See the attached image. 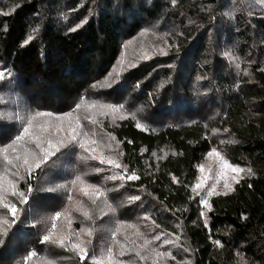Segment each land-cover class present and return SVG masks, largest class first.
I'll return each instance as SVG.
<instances>
[{"label":"trees","instance_id":"trees-1","mask_svg":"<svg viewBox=\"0 0 264 264\" xmlns=\"http://www.w3.org/2000/svg\"><path fill=\"white\" fill-rule=\"evenodd\" d=\"M0 69V147L21 130L19 116L40 111L65 117L54 124L66 131L49 129L57 138L71 124L103 154L93 159L76 145L34 178H16L32 192L0 245V264H82L59 246L79 243L70 232L81 228L93 229L80 237L83 264H93L118 223L117 239L127 228L140 242L153 231L179 232L175 246L160 250L177 264H264V0H0ZM213 148L252 171L213 195L204 218L192 187ZM106 158L140 179L121 180ZM45 235L50 242L42 243Z\"/></svg>","mask_w":264,"mask_h":264},{"label":"snow or ice","instance_id":"snow-or-ice-1","mask_svg":"<svg viewBox=\"0 0 264 264\" xmlns=\"http://www.w3.org/2000/svg\"><path fill=\"white\" fill-rule=\"evenodd\" d=\"M86 22V21H85ZM81 25H77L76 28H72L71 31H75L78 27ZM31 39V37H29ZM167 54V53H164ZM5 71H0V81H3L5 79ZM7 75L9 77L12 76V73L10 71L7 72ZM93 87H96V85H93ZM161 87H163V84H161ZM108 107L112 108L113 111H117L119 109H123L124 105L120 104L118 107L113 105H108ZM77 108H79V105H77ZM68 117L72 116V112H69L66 114ZM38 118H47V124L48 126H36L34 125V122L37 121ZM63 115H54L51 112H40L35 111L34 113H30L26 116H19L18 119L21 123V130L18 131V133L15 135L14 139L10 143H8L4 147H0V154H3L4 160L6 164L11 165L15 171L12 173L14 176H18L20 179H31L35 176V170L39 169L41 171L44 170L45 167H53L56 165V163L61 158L60 155H63L62 150L66 148H72L76 145H79L80 148H85L84 143L82 142V136H86V133H80L77 132L76 129H72L67 136L63 138H57L55 134L49 131V129L53 126L56 127V133H60L64 131V129L60 126H56L54 124L55 121H63L64 120ZM134 118V117H133ZM96 121H92V123H95ZM137 127H140L139 124H137ZM69 128H71V124L69 125ZM227 131V129H225ZM44 133H47V135H44ZM111 139L115 140V137H111ZM229 143H232V141H228ZM120 142H117V146H119ZM128 143H132V141H128ZM221 143H224V141H221ZM29 145H34V148L29 147ZM38 150V151H37ZM87 150V149H85ZM9 153H12V158H9ZM122 155V153H121ZM155 155V153H153ZM209 156L216 155L217 157L220 156V153L213 148L209 153ZM55 157V159H53ZM95 159V156L92 157ZM107 162L109 165H112L115 168H121L123 167L124 174L120 177L121 180L126 179L127 180H138L140 177L136 174L135 171H133L131 174H128L127 166H122L120 163L116 162L114 159L109 158L107 161L101 160V163ZM221 168L229 167L228 161L221 159L220 161ZM201 170H203V165L200 166ZM21 169H23V172H21ZM7 171V169H6ZM232 171L235 173L243 172L244 169L239 167H232ZM249 173H251V169L249 168L247 170ZM117 177L114 175L112 177H108V179H116ZM242 178V177H241ZM81 177L77 175L74 180L71 181L73 185L76 184L77 181H80ZM174 182H178L176 177H173ZM239 183V180L236 181ZM13 191L12 195L17 196L19 198V203L21 205L26 204L28 202V198L32 192V186L31 184L28 185L27 193L17 191L16 190V183L11 182ZM93 187L95 192L99 193V196L103 197L105 195L104 192L100 191V189ZM216 185L213 184L210 189L204 192V195H201V192H198L197 190L200 189L201 191H204L202 189V185L200 183H197L195 187L192 189V191L200 196V201L202 205L206 206L208 208V211H211V206L209 204V200L206 197H210L212 195L213 190L215 189ZM225 187L227 188L228 185L225 184ZM251 187V185H249ZM52 190V189H49ZM227 194V193H224ZM87 195V193H85ZM71 200V195L68 197ZM133 201L140 200L139 196H135L132 198ZM92 203L96 204V198H92ZM103 206L107 208L110 212H115V208L112 207V205L108 204L106 200L102 202ZM99 206V205H98ZM0 207H3L4 209H7L9 213H11V219L5 218L3 220V224L6 225V228L0 229V237H7L8 231L11 229L13 225H15L18 220L19 216L17 215L18 210L16 207V204H13L11 202L6 201V198L4 196H0ZM62 215L61 212H57L55 214V219H59V217ZM83 215L87 219H92V217L89 215L87 211L83 212ZM204 215V213H202ZM147 219V217H145ZM71 224V220H69V225ZM53 229H55L56 225H52ZM120 227L122 225H119L112 230V244L107 247V255L108 259L111 262V264H125L124 261H120L118 259H113V246L115 244H119V240H117V236L120 231ZM131 227V225H129ZM93 234L92 228H81L79 232H70V237L74 236L79 243L72 242L69 244L65 243L64 240L59 241V246L62 248H65L68 251L74 252L76 255L79 256L80 261L83 264V261L88 257V250L87 247L82 246L85 244L84 240H81V235H87L88 237H91ZM69 237V238H70ZM156 240L161 239L159 235L155 237ZM50 242V235L43 236L42 243ZM55 243V241H52ZM4 243L3 239H0V245ZM90 243V241H88ZM149 241H145V245L149 244ZM164 243H173L171 240H165ZM216 244H219V241H215ZM184 251H188L187 248L183 249ZM35 252H32L27 257L28 259L31 258V256H34ZM119 255L123 256L125 255L124 246L121 245V250ZM137 256H140V253H136ZM158 256L161 255H170V253L164 254V253H157ZM146 257L141 256V259H145ZM174 259V257H173ZM93 264H96L95 260H93Z\"/></svg>","mask_w":264,"mask_h":264},{"label":"rangeland","instance_id":"rangeland-1","mask_svg":"<svg viewBox=\"0 0 264 264\" xmlns=\"http://www.w3.org/2000/svg\"><path fill=\"white\" fill-rule=\"evenodd\" d=\"M159 47H160V45L158 43H154L152 45V49H154V50L159 49ZM0 71H4V70L0 69ZM91 107H92L91 105H88L86 107H82V109H86V108L90 109ZM87 120H89V122L92 123V121H95L96 119L94 116L91 115L89 119L87 118ZM72 129H74L73 126L71 128H68V130H70V131ZM64 131H66L65 126H64ZM90 134H93V132H90ZM82 142L85 145L84 150L87 149L86 151H87V153H89V155L91 157L95 156V158H97V159L98 158L103 159L102 158V156H103L102 149H101V147L99 148V146L97 144H95L94 139H89L88 141H85V138H84V139H82ZM208 153L197 166L198 174H197V178L194 182L192 189L195 187V185L197 183H200L202 185V189L204 191H201L200 189H198L197 191L201 192V195H204V192L207 191L208 189H210L213 184H215L216 187L213 190L212 195L210 197H206L208 200H210L213 195L224 194V193L231 191L233 189L234 185L237 183L236 181L241 180V177H243L246 174H249V172L247 171L248 169L241 167L242 169H244V171L240 172V173H235L232 171V167H237V166L232 165L229 162H228L229 167L221 168L220 161H221V159L225 160L223 158V156L221 154L219 157H217L216 155L209 156ZM9 158L10 159L12 158V153H9ZM108 159L109 158H106L105 160L107 161ZM0 162L3 166V169L0 170V196H4L6 198V201H8V202L16 204V207L19 210V208H20L19 206H22L19 203V198L17 196H13L11 194L13 191V187H12L11 182H15L16 183V190L21 191L20 189H18V185L16 182V178H18V176L8 174L11 165L6 164L3 154H1ZM201 165H203V170H201V167H200ZM6 169H7V171H6ZM113 169H115L116 171L119 172V177L125 175L124 171H121L120 168L114 167ZM126 180L127 179L125 176L124 181H126ZM225 184L228 185L227 188L225 187ZM192 195H193V197L197 198L198 202L200 201L199 195H196L193 191H192ZM28 200H29V198H28ZM199 205L201 207L202 213H204V215H202V216L205 218L208 208L206 206L202 205L201 203H199ZM17 215L19 216V219H20L19 211H18ZM5 218L11 219L12 218L11 213H9L7 209L0 207V229L7 227L6 225L3 224V220ZM15 225H13L11 227V229L9 230L12 234L15 233L14 232V229L16 228ZM9 231H8V234H10ZM157 235H159L161 237V239L156 240L155 237ZM8 236L9 235H7V237ZM7 237L6 238L0 237V239L5 240V239H7ZM144 237H146L144 239L147 241H153L156 243L159 242L158 246H156L152 249L149 248L147 245H145V241L140 242L138 240L137 236L134 235V231L131 228L125 229L124 236L121 239H117V240H119L120 243L117 244L118 249L115 252H113V259L114 260L118 259L120 261H124L125 264H177L175 256H172L171 254L158 256L157 253L158 252L164 253V254L170 253L168 251H160V250H162L163 246H167L168 248H172V246H175L176 241H174V239H176V240L179 239V232L172 234L170 237L166 233H161L159 231H157V232L153 231V233L150 237H147V236H144ZM66 240H69V238H66ZM165 240H171V241H173V243H164ZM72 242H75V241L72 240ZM75 243H78V242H75ZM121 245L124 246V250H125V255H123V256L119 255L120 250H121ZM137 252L140 253V256L136 255ZM141 256L146 257V258L141 259ZM173 257H174V259H173ZM92 258H94L95 260L98 259L99 260L98 262L99 263L102 262V264H111V262L108 259L107 252L104 254H101V256H99V257L92 255Z\"/></svg>","mask_w":264,"mask_h":264}]
</instances>
